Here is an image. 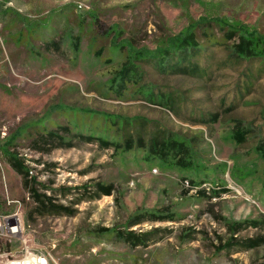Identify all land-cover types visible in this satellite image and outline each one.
<instances>
[{
  "label": "rangeland",
  "instance_id": "374dc122",
  "mask_svg": "<svg viewBox=\"0 0 264 264\" xmlns=\"http://www.w3.org/2000/svg\"><path fill=\"white\" fill-rule=\"evenodd\" d=\"M20 3L30 12L0 30L15 33L0 71L11 249L48 264H264V59L228 61L225 35L264 37V0ZM194 23L184 72L139 56ZM42 196L60 211L43 213Z\"/></svg>",
  "mask_w": 264,
  "mask_h": 264
},
{
  "label": "trees",
  "instance_id": "16d2710c",
  "mask_svg": "<svg viewBox=\"0 0 264 264\" xmlns=\"http://www.w3.org/2000/svg\"><path fill=\"white\" fill-rule=\"evenodd\" d=\"M203 20V19H201ZM197 25V23L189 25L186 30L181 33L176 35L175 37H172L169 39V44L166 48L162 49L160 53H153L150 54V56H147L144 53L140 52L141 57H144L146 60L154 61L156 62L159 66H165L166 69L170 70H177L180 72H184L185 67L183 64L187 62L188 58L195 53L196 51V43H195V36H194V27ZM235 29H229L227 30L226 38H233L237 37V43L232 47V52L230 56L227 58L228 61L233 60V62H238L240 60H251L255 58H263L264 59V37H259L256 36L253 32L247 33L245 28L240 27L238 29L239 35L235 36ZM140 58V57H139ZM174 59V60H173ZM164 67V68H165ZM194 67V66H193ZM132 68V65L130 63H127L125 66H123L120 70L121 74V79H126L129 70ZM175 68V69H174ZM198 69L194 67L193 71L195 72ZM200 72V70H199ZM236 140H241L243 136V132L237 130L234 132ZM156 138L153 142V144L156 146V143H159L161 140ZM129 140V139H128ZM125 141L126 145H129V142ZM162 143H160L161 145ZM8 163L10 166L19 174H23L26 176V172L23 169L21 163L15 161L14 158L9 157L8 158ZM26 185V181H25ZM105 188H101V192H109L108 190L103 191ZM32 196L38 200L39 196H37L34 193V190H31ZM202 192V191H200ZM219 192H215V194H218ZM214 194V193H212ZM44 199L43 201H38L39 207L43 210V213H58L60 211L57 207H54L50 203V199L42 196ZM252 225H257L256 223H251ZM239 224L233 225V228L235 230L239 229L238 227ZM238 231V230H237ZM236 232V231H235ZM259 242L255 241L252 244H258ZM247 246H249V243H243Z\"/></svg>",
  "mask_w": 264,
  "mask_h": 264
},
{
  "label": "built area",
  "instance_id": "2783aa9c",
  "mask_svg": "<svg viewBox=\"0 0 264 264\" xmlns=\"http://www.w3.org/2000/svg\"><path fill=\"white\" fill-rule=\"evenodd\" d=\"M21 230L18 221L10 223L7 218L0 220V235L9 238V249L14 248L15 239L18 238ZM11 239L14 244H10ZM0 264H48V260L44 255L30 251L26 246L24 248L20 246L11 250H0Z\"/></svg>",
  "mask_w": 264,
  "mask_h": 264
},
{
  "label": "crops",
  "instance_id": "0c3cea01",
  "mask_svg": "<svg viewBox=\"0 0 264 264\" xmlns=\"http://www.w3.org/2000/svg\"><path fill=\"white\" fill-rule=\"evenodd\" d=\"M28 4L23 5L20 3V0H0V30L10 25L11 22L8 18L9 13L20 15L22 10L30 12V4ZM13 35H15V33L8 34L6 37L0 34V71L2 58L7 57V55L15 51V44L13 45L11 41Z\"/></svg>",
  "mask_w": 264,
  "mask_h": 264
}]
</instances>
